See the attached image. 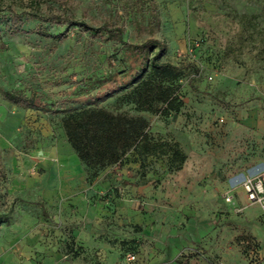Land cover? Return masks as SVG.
<instances>
[{
	"label": "rangeland",
	"instance_id": "rangeland-1",
	"mask_svg": "<svg viewBox=\"0 0 264 264\" xmlns=\"http://www.w3.org/2000/svg\"><path fill=\"white\" fill-rule=\"evenodd\" d=\"M1 1L20 11L51 0ZM72 1L78 19L124 25L125 40L149 34L132 21V0ZM156 1L161 60L182 72L169 113L137 108L126 89L92 100L105 87L96 80L123 68L119 43L35 18L16 32L0 22V87L53 106L23 107L0 91V212L12 207L0 264H264V208L243 188L264 172V0ZM69 106L143 116L187 159L173 170L166 155L130 150L95 172L67 139Z\"/></svg>",
	"mask_w": 264,
	"mask_h": 264
},
{
	"label": "trees",
	"instance_id": "trees-1",
	"mask_svg": "<svg viewBox=\"0 0 264 264\" xmlns=\"http://www.w3.org/2000/svg\"><path fill=\"white\" fill-rule=\"evenodd\" d=\"M34 9L17 10L11 5H4L0 0V22L7 20L11 32L20 30L24 18H35L66 27H78L92 36L103 37L119 43L124 56L120 59L123 68L111 70L96 80L95 86H105L90 97L94 102L126 89L122 98L134 102L142 110L169 113L179 107L176 81L181 77V70L171 62L161 60L167 49V43L156 36L161 24L156 0H132L131 16L139 33L147 30L149 34L141 41L133 42L124 39L125 27L113 21L93 25L75 15L72 0L48 1L44 10L41 2ZM57 3V5H54ZM246 16V15H245ZM257 17V14L251 15ZM37 32L62 40L63 33H50L41 27ZM1 38V31H0ZM116 58L118 54L113 53ZM107 84V85H105ZM3 97L23 107H38L50 110L52 105L43 101L39 94L28 95L16 88L0 87ZM162 103L165 106L157 108ZM65 114L62 123L67 139L86 165L94 169L116 164L130 150H137L142 155H166L169 167L180 169L187 155L177 140L163 138L150 130L148 119L128 112L114 113L102 106H69L63 109ZM5 177V170L0 154V181ZM0 212V224L8 222V213ZM249 238L250 236L247 235Z\"/></svg>",
	"mask_w": 264,
	"mask_h": 264
},
{
	"label": "built area",
	"instance_id": "built-area-1",
	"mask_svg": "<svg viewBox=\"0 0 264 264\" xmlns=\"http://www.w3.org/2000/svg\"><path fill=\"white\" fill-rule=\"evenodd\" d=\"M243 188L248 201L264 208V172L247 175L243 181ZM227 199L230 200L231 196L228 195ZM126 259L133 262L136 259V254L129 252L127 253Z\"/></svg>",
	"mask_w": 264,
	"mask_h": 264
}]
</instances>
